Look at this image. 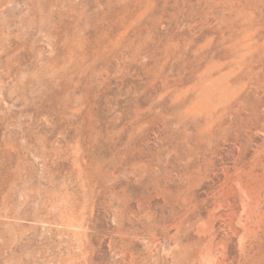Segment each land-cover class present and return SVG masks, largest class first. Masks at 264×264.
Masks as SVG:
<instances>
[{
  "label": "rangeland",
  "instance_id": "1",
  "mask_svg": "<svg viewBox=\"0 0 264 264\" xmlns=\"http://www.w3.org/2000/svg\"><path fill=\"white\" fill-rule=\"evenodd\" d=\"M0 264H264V0H0Z\"/></svg>",
  "mask_w": 264,
  "mask_h": 264
}]
</instances>
